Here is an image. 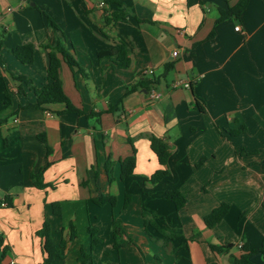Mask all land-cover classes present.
<instances>
[{
    "label": "crops",
    "instance_id": "crops-1",
    "mask_svg": "<svg viewBox=\"0 0 264 264\" xmlns=\"http://www.w3.org/2000/svg\"><path fill=\"white\" fill-rule=\"evenodd\" d=\"M237 1L0 0V237L8 248L1 264H41L37 231L45 220L53 244L66 242L50 264H81V249L92 264H231L242 246L261 248L251 261L264 264V0H248L238 19L217 22L220 9ZM47 17L79 65L72 71L61 60L59 73L85 114L65 112L63 103L23 106L36 97L15 76L37 88L47 83L44 45L56 42ZM119 42L128 48L127 69L98 55ZM21 44L33 46L32 63L12 54ZM150 135L169 146L164 166ZM131 144L134 173L121 179ZM160 168L166 178L143 181ZM38 171L51 187L34 186ZM168 189L185 195L184 206L162 198ZM100 194L115 196V205H97ZM222 202L227 214L207 227L205 215ZM114 218L124 231L119 248ZM88 225L100 240L92 250Z\"/></svg>",
    "mask_w": 264,
    "mask_h": 264
},
{
    "label": "trees",
    "instance_id": "trees-1",
    "mask_svg": "<svg viewBox=\"0 0 264 264\" xmlns=\"http://www.w3.org/2000/svg\"><path fill=\"white\" fill-rule=\"evenodd\" d=\"M248 0H238L233 6H227L225 9H220L219 17L217 18V22L221 21L228 17H233L238 19L242 12L245 10L247 6ZM47 26L53 30L56 35V42L53 45H44L45 48L48 49L47 52V65H46V78L47 83L37 88L32 85L31 80L25 76H15V81L20 84L18 88H21V84H25L27 87L33 90L34 95L36 97L33 103L27 102L24 104V107H31V108H39L46 110L45 105L48 103H63L65 105V112H72L76 114H85L83 111L74 107L68 97L65 95L62 87V82L60 79V64L61 60H63L67 66L72 70L76 71L79 70V65L77 60L75 59L74 55L69 53L64 47V34L58 28V26L53 22V20L47 17ZM12 54L22 63L30 64L33 62V46L31 44H21L15 46L11 50ZM99 57H112L113 63L121 68L127 69L130 65L129 59V52L126 45L122 42H119L115 48L111 51H101L98 53ZM141 85L147 84L145 80L139 81ZM135 86L131 87L133 89ZM41 142L46 146L48 151V146L46 143V139L44 137H39ZM149 145L151 150L157 157V160L160 165L164 166L167 163L169 158V146L168 144L161 138H158L154 135L149 136ZM132 152L130 155L125 157L120 161V178L124 179L125 177L132 176L134 173L135 162H136V150L131 144ZM41 173L42 171H38L37 173L33 174V184L38 189H44L48 186H52L49 183H45L41 180ZM168 176V172L164 168L157 169L148 177H143L144 182H149L151 184H156L166 178ZM110 179V176H109ZM162 198L168 201H171L174 204L175 209H179L184 206L186 202L185 195L179 191L178 189H168L166 190ZM130 199V195H125V205L128 203ZM94 202L97 205L103 204H110L112 207L116 203V198L113 195H104L100 194L96 196ZM10 204V203H7ZM53 211L55 214L59 213L58 204H52ZM229 205L227 203H220L217 207L211 210L207 215L204 217V223L207 227L214 226L217 222H219L228 212ZM152 226H154L158 232L164 233V231L157 226L155 222H150ZM69 230V239L72 240L77 235V230L74 224H68ZM87 232L90 236V249L92 250L97 244L100 243L99 238L96 234V229L92 226H87ZM124 234V231L121 227V221L117 218L112 220V238H113V245L116 248L121 246L119 242V237ZM37 235L43 238V253L44 258L41 264H50L51 260L55 256H60V249L65 246V240H61L58 247H56L50 236V225L45 220L42 224V227L39 231H37ZM232 245H226L224 247H211L213 250L217 251H227L231 248ZM8 248L2 246V239L0 237V264L7 253ZM262 249H248L245 246L241 247V252L237 256L231 257V264H253L251 261V256L255 252L261 251ZM79 261L81 264H92V258L90 252H85L81 249L79 257Z\"/></svg>",
    "mask_w": 264,
    "mask_h": 264
},
{
    "label": "built area",
    "instance_id": "built-area-1",
    "mask_svg": "<svg viewBox=\"0 0 264 264\" xmlns=\"http://www.w3.org/2000/svg\"><path fill=\"white\" fill-rule=\"evenodd\" d=\"M7 10H10V8H8ZM237 28H238V27H236V29H237ZM177 53H178V52H177V50L175 49V50L172 51L171 55L174 57V56L177 55ZM151 72H152L151 70H147V71H145V73H151ZM183 85H184L185 87H188V86H189V82L185 81V82L183 83ZM150 97L156 99V98H159V97H160V94H159L157 91L152 90V91H150ZM1 205H6L5 201H2ZM238 246L241 247L242 244H239Z\"/></svg>",
    "mask_w": 264,
    "mask_h": 264
}]
</instances>
